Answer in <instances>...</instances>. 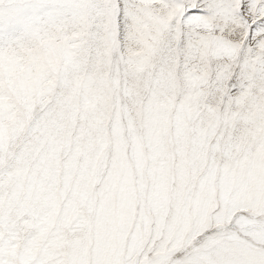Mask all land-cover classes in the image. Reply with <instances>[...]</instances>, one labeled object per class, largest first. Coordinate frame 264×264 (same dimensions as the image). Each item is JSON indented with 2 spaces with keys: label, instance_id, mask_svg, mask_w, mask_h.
<instances>
[{
  "label": "snow or ice",
  "instance_id": "1",
  "mask_svg": "<svg viewBox=\"0 0 264 264\" xmlns=\"http://www.w3.org/2000/svg\"><path fill=\"white\" fill-rule=\"evenodd\" d=\"M0 264H264V0H0Z\"/></svg>",
  "mask_w": 264,
  "mask_h": 264
}]
</instances>
